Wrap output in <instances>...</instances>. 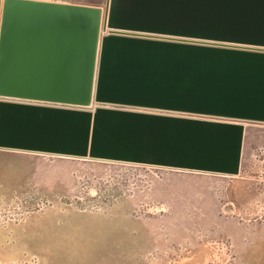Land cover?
<instances>
[{"label": "crops", "instance_id": "obj_1", "mask_svg": "<svg viewBox=\"0 0 264 264\" xmlns=\"http://www.w3.org/2000/svg\"><path fill=\"white\" fill-rule=\"evenodd\" d=\"M54 1H108V38L132 39L100 45L88 106L0 97V150L241 173L264 128V0Z\"/></svg>", "mask_w": 264, "mask_h": 264}, {"label": "rangeland", "instance_id": "obj_2", "mask_svg": "<svg viewBox=\"0 0 264 264\" xmlns=\"http://www.w3.org/2000/svg\"><path fill=\"white\" fill-rule=\"evenodd\" d=\"M0 264H264V128L236 177L0 150Z\"/></svg>", "mask_w": 264, "mask_h": 264}, {"label": "water", "instance_id": "obj_3", "mask_svg": "<svg viewBox=\"0 0 264 264\" xmlns=\"http://www.w3.org/2000/svg\"><path fill=\"white\" fill-rule=\"evenodd\" d=\"M108 5L3 0L0 97L90 105Z\"/></svg>", "mask_w": 264, "mask_h": 264}]
</instances>
